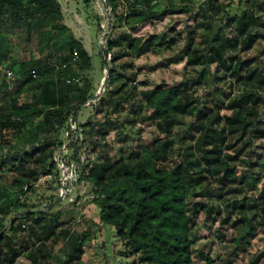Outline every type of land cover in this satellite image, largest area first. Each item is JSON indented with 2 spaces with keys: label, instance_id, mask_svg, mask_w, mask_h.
Masks as SVG:
<instances>
[{
  "label": "trees",
  "instance_id": "trees-1",
  "mask_svg": "<svg viewBox=\"0 0 264 264\" xmlns=\"http://www.w3.org/2000/svg\"><path fill=\"white\" fill-rule=\"evenodd\" d=\"M97 1L110 7L98 51L108 79L93 102L92 55L64 24L59 1L0 0V65L13 71L8 79L0 68V181L6 178L0 183V264L21 255L31 264H84L85 248L99 244L96 230L56 231L59 215L49 211L51 203H28L36 181L58 175L52 158L69 122L82 136L71 146L73 158L79 162L83 147L97 156L87 159L85 173L78 167L79 179L88 181L99 228H106V239L115 232L124 255H136L141 264H232L233 248L221 258L194 247L200 228L221 238V228L229 227L230 245L249 250L238 264H264V17L256 12L264 2L248 0L243 8L246 0H203L181 55L167 59H185L190 77L150 86L138 79L136 60L165 48L150 50L130 30L165 15L191 14L193 0ZM101 17L94 13L98 29ZM22 26L28 36L35 29L37 52L16 60L9 36ZM71 77L77 81L68 82ZM89 105L103 119L80 122V109ZM137 121L151 122L157 134L134 152L128 144L111 154L110 129L130 142ZM256 141L263 149L253 161ZM56 194L52 203L60 199ZM258 233L263 242H252Z\"/></svg>",
  "mask_w": 264,
  "mask_h": 264
},
{
  "label": "rangeland",
  "instance_id": "rangeland-1",
  "mask_svg": "<svg viewBox=\"0 0 264 264\" xmlns=\"http://www.w3.org/2000/svg\"><path fill=\"white\" fill-rule=\"evenodd\" d=\"M58 1L64 16V24L72 30L76 38L82 40L84 48L92 55L93 67L91 69V78L93 79L95 92L101 93L103 92L102 84L106 79V69H104L101 65V59L98 51L101 47L103 34L109 31L107 21L110 13V7L97 0H92L89 3H86L84 0ZM202 1L203 0H193L195 9L191 14L180 13L165 15L164 17L157 18L153 21H147L130 30L133 35L143 36L144 41H148L147 47H150V50L153 51L154 48L160 47L161 45L165 48L163 53L149 52L136 60V65L140 69L138 79L147 81L148 85L153 86L161 81H165L169 84L178 83L181 80H187L188 77H190L188 74H184L185 72L183 71L185 59H180L177 62L169 61V63L167 59L177 53L181 55L180 50L187 43V31L194 22L193 15L196 13L198 5ZM262 1L264 2V0H257L258 3H261ZM248 5L249 1L246 0V2L243 3V8ZM119 12L120 8L118 10V13ZM256 12L264 17V10L257 8ZM94 13H99L102 16L100 29H98L96 25L97 23L94 18ZM12 31L13 32L10 34L9 40L12 57L14 59L22 60L23 58L28 57L30 53L36 54L37 36L35 29L28 30L29 36L27 35L26 28L23 26L13 28ZM248 52L249 53L246 55L247 57L254 55L256 50L252 49ZM262 59L264 61V54L262 55ZM211 71L215 72V65H212ZM215 86H220V89H224L226 91L229 89L227 82L223 83L221 81H216ZM237 88L238 85H235L234 89L236 90ZM2 91L4 92L5 90ZM136 98H140L138 93H136ZM128 105L129 104H127V106ZM222 112H225L224 108ZM124 114L125 112H123L122 115L120 114L118 118L123 119ZM89 117L96 122L103 119V114L101 111H96V108L91 107L90 105L82 107L78 113V120L80 122H85ZM113 118H117V115L114 114ZM70 123L73 122H69L68 129L70 127ZM132 130V137L135 139L133 138V140L129 142L125 141L123 137L116 139V130L114 128L110 129L107 134V139L111 141V143H108V150L111 154H113L119 147L129 148L128 144L132 149L131 152H134V148H137L141 143L148 142L151 137L157 134V130L151 122L137 121ZM79 135L80 132H78L77 136H75L72 131V137L81 141L82 136L79 138ZM60 141L61 144L59 145V148L67 141L65 133L60 135ZM87 142L88 141H86V143ZM78 145H80L79 142ZM262 149L263 148L259 145V141H256L253 146V161L259 159L257 153L262 151ZM80 153V160L76 165L77 180L75 181L76 185L72 193H61L60 199L55 200V202L52 203L53 199H51V195H58L56 192L60 193L59 190L61 189L58 184L60 177L58 173L56 176L42 177L36 181V185H34L35 190L31 192V194H28V203L30 205L41 206V208H45L46 205L51 203L49 211L53 215H59V220L57 221L58 225L55 227L56 231L59 230V227L61 228L64 226H70L74 232L76 231L78 233L85 229L96 230L95 232L99 244L96 247L85 248L82 256L84 264H98L99 262L104 261L105 258L107 264H141L138 262L136 255L129 254L126 256L123 254L122 241L115 235V232L111 230L112 232H110L109 238L106 239V228H99L98 208L90 199L88 181L85 179H79L80 169L78 168L82 167L83 172L85 173L87 171V164H85L87 159L94 160L97 156L85 147L81 149ZM244 169L246 168L244 167L243 171ZM56 172L54 170V173ZM5 181L6 178L3 177L0 183ZM218 226L219 224H216L215 227ZM221 229L225 231L226 235L220 238L215 235L214 231H211V234L209 235L208 229L200 228L196 235L197 239L194 247L196 250H203L210 253L214 257L219 255L221 258L227 255L230 248H233L231 257L233 259L232 264H238L241 257H246L248 255L249 250H244L241 247H232L228 242L231 228L228 227ZM20 234H22V232L19 230V235ZM260 237L261 234L256 236V238L254 237L251 241L253 242V240H256L262 243L263 240ZM30 242L32 243V240ZM249 249L254 250L252 247H249ZM13 264L31 263L25 256L21 255L16 258ZM195 264H203V262L195 259Z\"/></svg>",
  "mask_w": 264,
  "mask_h": 264
},
{
  "label": "built area",
  "instance_id": "built-area-1",
  "mask_svg": "<svg viewBox=\"0 0 264 264\" xmlns=\"http://www.w3.org/2000/svg\"><path fill=\"white\" fill-rule=\"evenodd\" d=\"M72 57H73L72 60H75L77 58L76 51H73ZM0 68L4 69L6 73V77L8 79H11L13 77V71L11 69L5 68L4 64H1ZM72 80L77 81V79L74 77L67 79L68 82H71ZM97 98L98 96L94 97L90 101L95 102ZM90 101H87V103H89ZM76 129H77V124L74 122L70 123L69 129L65 131V137L67 141L62 145V147L56 150L52 158L53 162H55L56 166L59 169V175H60L59 182H60V187H61V189L59 190L60 195L61 193L63 194L72 193L76 185L75 181L77 180L76 178L77 177V171H76L77 161L73 159V151L71 147L73 144H75V141L77 140V138L72 137V131L74 132L75 136H77L78 132L76 131ZM79 138H81V134L79 135Z\"/></svg>",
  "mask_w": 264,
  "mask_h": 264
},
{
  "label": "water",
  "instance_id": "water-1",
  "mask_svg": "<svg viewBox=\"0 0 264 264\" xmlns=\"http://www.w3.org/2000/svg\"><path fill=\"white\" fill-rule=\"evenodd\" d=\"M106 34H107V32H105V33L103 34L102 43H101V49H103V47H104V42H105V39H106ZM107 79H108V76L106 75V79H105L104 83L102 84V88H103L104 85L106 84ZM98 94H99V93H96L94 96L97 97Z\"/></svg>",
  "mask_w": 264,
  "mask_h": 264
}]
</instances>
